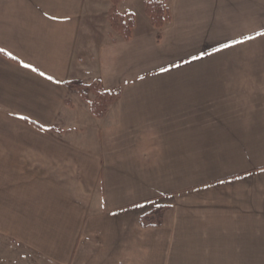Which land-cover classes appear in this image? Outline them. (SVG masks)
<instances>
[{"label":"crops","instance_id":"1","mask_svg":"<svg viewBox=\"0 0 264 264\" xmlns=\"http://www.w3.org/2000/svg\"><path fill=\"white\" fill-rule=\"evenodd\" d=\"M168 4L0 0V264H264V0Z\"/></svg>","mask_w":264,"mask_h":264},{"label":"trees","instance_id":"2","mask_svg":"<svg viewBox=\"0 0 264 264\" xmlns=\"http://www.w3.org/2000/svg\"><path fill=\"white\" fill-rule=\"evenodd\" d=\"M113 6L110 10L109 19L112 29L129 40L134 33L136 20L133 13L121 12L118 3L121 0H111ZM146 13L150 17L153 25L161 29L172 19L171 10L168 0H145ZM68 85L76 89L80 95L89 103L91 112L95 116L102 117L106 114L111 104L116 102L120 97L119 90H106L100 82L85 83L82 81H69ZM91 95L95 97L92 98ZM36 126L40 125L32 122ZM165 207H158L154 211L144 214L140 218L143 226H160L163 220Z\"/></svg>","mask_w":264,"mask_h":264},{"label":"snow or ice","instance_id":"3","mask_svg":"<svg viewBox=\"0 0 264 264\" xmlns=\"http://www.w3.org/2000/svg\"><path fill=\"white\" fill-rule=\"evenodd\" d=\"M0 51H2V50H0ZM195 58H198V57H194V59H195Z\"/></svg>","mask_w":264,"mask_h":264}]
</instances>
